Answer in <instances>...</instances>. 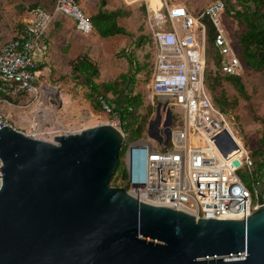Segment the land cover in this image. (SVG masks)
I'll list each match as a JSON object with an SVG mask.
<instances>
[{"label":"water","instance_id":"water-1","mask_svg":"<svg viewBox=\"0 0 264 264\" xmlns=\"http://www.w3.org/2000/svg\"><path fill=\"white\" fill-rule=\"evenodd\" d=\"M160 107L147 127L158 141ZM123 143L107 123L53 141L1 127L0 264H264V204L197 219L139 201L109 185ZM217 145L225 156L239 151L227 130Z\"/></svg>","mask_w":264,"mask_h":264},{"label":"built area","instance_id":"built-area-1","mask_svg":"<svg viewBox=\"0 0 264 264\" xmlns=\"http://www.w3.org/2000/svg\"><path fill=\"white\" fill-rule=\"evenodd\" d=\"M163 5L166 14L160 11L146 19L155 46L150 88L152 97L162 99L163 105L171 109V121L167 126L166 107L161 106L159 124L154 128L159 141L147 136L145 140L127 144L124 153L126 190L139 201L156 206L163 204L197 219L251 214L264 204V191L259 195L254 190L258 197L254 201L239 171L242 168L251 171L253 159L249 151L237 143L227 117L212 101L204 82L207 65L205 19L214 27L213 43L218 51L220 71L236 76L242 72L241 60L225 32L224 3L212 0L196 14L189 12L182 3L169 5L164 0ZM54 12L74 19L75 29L80 33L88 34L93 30L92 22L77 0H54ZM165 19L170 24L167 30L163 29ZM52 21V12L34 6L19 34L0 46V94L3 96L0 101L11 104L9 97L29 95L37 98L41 95L40 61L35 51L44 42ZM98 103L108 116L106 123L123 130L125 138V115L113 108L106 96L99 95ZM172 107H177L181 116L175 126ZM6 125L13 127L0 113V128ZM167 127H170L169 137ZM224 130L239 147L237 153L229 156L217 145V136ZM21 132L48 141L55 137L38 129L33 133Z\"/></svg>","mask_w":264,"mask_h":264},{"label":"rangeland","instance_id":"rangeland-1","mask_svg":"<svg viewBox=\"0 0 264 264\" xmlns=\"http://www.w3.org/2000/svg\"><path fill=\"white\" fill-rule=\"evenodd\" d=\"M16 1H21L22 3L27 4L28 2H33L35 0H0V39H4L3 36H5L8 31L9 33L11 32L10 27L13 23V16L15 13H18L16 12L17 9L15 8L14 10L12 6V2ZM147 1L150 2V4L152 3L153 8L156 10H159V7L161 6L160 2L163 3V0H146V2ZM211 1L212 0H168V4L182 3L187 6V9H189L190 12L196 14L201 12ZM222 1L225 8L230 7V9L231 4L236 3V0ZM106 4V8L114 9L120 7L123 11L132 14V19L135 20L136 25L139 27V29L133 33V37L138 38V36H143L145 40H141L142 38H140L134 41L131 36H120L121 40L118 45L113 47V50H109L110 55L107 54L106 57V55L99 51L100 54L97 53L98 62H96L98 68L101 69V76L100 78L98 77L97 81L98 83L101 82L102 74L105 71L103 70L104 67L107 69L108 67H112L115 72L125 68L127 63L123 57L118 55V50L121 48L120 46L124 47V49L127 48V44L133 40L135 48H142L141 52L143 53H140L139 57L143 63L139 69V76H135L132 81L134 83H132V95H135V99L139 102V106L136 107L132 116L133 119H135V122H142L146 110L152 108L153 111L150 116V120H152L156 116L157 105L159 103L161 106L163 105L162 99L152 97L150 88L152 69L149 57L152 55L151 51H154L155 46L153 45V40L149 38L148 29L150 30L151 28L144 21H146L147 17L153 16V14L150 10L149 4H147L149 8L147 9L142 0L132 4H126L124 0H106ZM81 9L84 11L83 7H81ZM160 11L166 14L165 5H163ZM84 13L89 17L85 11ZM229 15L225 14L224 16L225 32L228 40H231L234 43L240 28L236 20ZM169 28V21L168 19H165L163 21V29L167 30ZM206 44V85L209 88L213 100L218 105L219 100H221V104H224V113L232 132L243 142L246 150L252 154L253 150L258 147V140L261 133L262 124L259 119L264 117L263 71H255L245 66L242 67V72L238 76L245 88L246 97H244L235 89L231 82L224 78L223 75L214 72V50L208 40H206ZM144 54L146 55L144 56ZM63 92L64 98L60 100L57 99L56 101L55 95L47 93H42L41 96H38L37 98L29 95L26 97H20L18 98L17 103L9 104L0 101V113L4 115L5 120L8 123H11L17 130L32 132L38 129L42 133H49V137L63 132H76L83 128L106 123L108 116L96 103V96H92V99L87 97L89 90L84 85L82 78L74 79L72 76H69ZM108 95L112 97L110 94ZM233 100H236L235 105H232ZM172 109L176 112L179 111L177 107H172ZM159 113L161 114L162 111L160 110ZM173 120L176 122L177 118L173 116ZM134 126H136V124H133V127ZM146 126L147 123L145 122L144 131L140 137L131 139L127 144L147 139L144 134ZM252 157L253 160H255L253 155ZM239 173L245 185L252 191L255 201L258 197L254 191V182L256 180L254 174L251 171H248L247 168H242ZM125 184L126 179H121L118 175H112L109 180L110 186L123 187Z\"/></svg>","mask_w":264,"mask_h":264},{"label":"trees","instance_id":"trees-1","mask_svg":"<svg viewBox=\"0 0 264 264\" xmlns=\"http://www.w3.org/2000/svg\"><path fill=\"white\" fill-rule=\"evenodd\" d=\"M105 5H106V0H100L99 10L94 15L89 17L93 27L99 33V35L102 37L112 36L115 34H123L130 36L131 33L129 31H127L125 28L117 24V17L125 15L126 12L122 11L121 9L107 10L103 8ZM225 14L226 15L230 14L229 16H231L236 20L240 28L239 32L237 33L236 40L234 41V43L230 40V43L234 48L236 54L240 58L242 67L245 66L255 71L262 70L264 76V0H236L235 4H231V9L230 7L224 8V12L222 13L223 22L225 20L224 17ZM204 22L207 27V40L209 41L210 45L212 46V49L214 50V57H215V61L213 64L214 72H218L219 74L223 75L227 81L231 82L234 85L235 89L242 96L246 97L245 88L240 77L238 75L237 76L227 75L220 71L219 55L213 43L214 27L210 22V20L205 19ZM22 29L23 27L14 31L15 33L12 39L15 38ZM139 69L140 67L135 68V73L139 72ZM135 73H133L132 75H130L129 73L123 75L122 76L123 86L120 87H117L113 83H97L96 79L99 76L98 68L95 64L90 62L86 56H81L76 61L73 62L72 72H71V76L74 79H79V78L83 79L84 85L89 90L87 97L89 99H92V96H96L97 97L96 103L98 104V106H99L98 103L99 95L106 96L108 92H111L112 94H114V97L119 102L121 95L125 94V92H128L127 95H123L124 97L122 103H118L117 105H115L113 102L112 103L110 102L113 108L120 110V112L125 115V119H126V124L124 126V131H125L124 144L119 151L118 162L115 171L113 173V175H118V177H120L121 179H126V184L123 186L125 188H127V171L124 163L125 159L123 161V156L125 153L127 142H129L131 139L140 137V135L144 131L145 122L147 123V126L144 134L145 137L147 138L148 136L147 127L149 122L151 121L150 116L153 111L152 108L146 110V112L143 115L142 122L137 123L135 122V119H133L132 113L135 112L136 107L139 106V102L135 99V95L134 96L132 95L133 84H134L132 81L134 79ZM205 86L210 94L206 82H205ZM263 90H264V86H263ZM2 97L3 96L0 94V99ZM20 97H26V95L9 97L8 101L11 103H17L18 98ZM211 99L214 102V104L219 108V110H221L224 113L225 112V109L223 108L224 104H221V100L218 101L220 105L219 106L213 100L212 96ZM235 104H236V100H233L232 105ZM129 107L131 108L130 111H129ZM173 116L177 118L176 122L175 120H173ZM180 117L181 116L179 112H175V111L173 112L172 114L173 126H175L177 123L180 122ZM259 120L262 124V128L258 140V147L253 150L252 154L250 152L249 153L251 157L252 155L255 157V160H253V167L251 172L254 174V177L256 178L255 181L261 182L262 180H264V117L260 118ZM133 124H136V126L133 127Z\"/></svg>","mask_w":264,"mask_h":264},{"label":"crops","instance_id":"crops-1","mask_svg":"<svg viewBox=\"0 0 264 264\" xmlns=\"http://www.w3.org/2000/svg\"><path fill=\"white\" fill-rule=\"evenodd\" d=\"M53 1L54 0H35L33 2H28L27 4H24L21 1L12 2L14 10L16 8V12L18 13H15V15L13 16V23L10 27L11 32L9 33L8 31L6 35L3 36L4 39H0V46L4 45L12 39L15 33L14 31L24 26V21L28 18L29 10L32 7L39 5L52 12L53 21L46 34L44 42L40 46H38L37 50L35 51V56L40 61V80L42 83L41 94H53L55 95L56 101L57 99L60 100L64 98L63 91L65 89V85H67L68 77L71 76L72 65L74 61H76L81 56H86L87 59L93 64H95L98 68L97 53L100 54L99 51H101L107 57V54L110 55L109 50H113V47L118 45L119 41L121 40L120 36L127 35L115 34L112 36L102 37L95 30L94 27L93 30L88 34L80 33L75 29L74 19L61 13L54 12ZM77 1L79 5L83 7L84 11L89 15V17L94 15L99 10L100 0ZM137 1L140 0H124L126 4H132ZM142 1L146 5L147 9H149L147 4H150V2H146L145 0ZM163 4L164 0L162 5L159 7L160 10L162 9ZM106 5L103 8L107 10H122V8L120 7L114 9L106 8ZM153 13L154 12H152V14ZM144 22L146 23V21ZM117 24L129 31L131 33V38L133 37V33L139 29L138 25H136L135 20L132 19V14L127 13V11L125 15L117 17ZM148 33L149 38L152 39L151 29H148ZM140 38H142L141 40H145L143 36H138V38L133 37V40L135 41ZM133 40H131L127 44V48L124 49V47L120 46L121 48L118 50V55L123 57L127 63L125 68L123 70H118L117 72H115L112 67H108V69L104 67L103 70L105 71L102 74V79L100 80V83H113L117 87L123 86L122 76L128 73L132 75L133 73H135V68L140 67L142 65L143 62L139 57V54L143 53L141 52L142 48H135V43ZM154 51H151L152 55L149 57L150 62L152 63L154 60ZM145 55L146 54H144V56ZM98 72V77L100 78V68H98ZM138 73L139 72L135 73L134 77L139 76ZM97 79L96 82L98 83ZM127 93L128 92H125V94L121 95L119 102L118 100H116L114 94H112L111 92H108L106 96L111 103L113 102L115 105H117L118 103H122L124 97L123 95H127ZM108 94H110L112 97H110Z\"/></svg>","mask_w":264,"mask_h":264},{"label":"bare ground","instance_id":"bare-ground-1","mask_svg":"<svg viewBox=\"0 0 264 264\" xmlns=\"http://www.w3.org/2000/svg\"><path fill=\"white\" fill-rule=\"evenodd\" d=\"M146 1V0H145ZM160 4L162 5V2H160ZM149 7H150V10H151V12H154L153 14H155V15H158V13H159V10H156V9H154L153 8V6L151 5V4H149ZM234 137H235V139H236V141H237V143L243 148V149H245V147L243 146V142L234 134Z\"/></svg>","mask_w":264,"mask_h":264}]
</instances>
